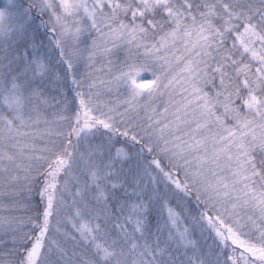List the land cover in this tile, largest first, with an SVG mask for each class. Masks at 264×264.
<instances>
[{"label":"snow or ice","instance_id":"obj_1","mask_svg":"<svg viewBox=\"0 0 264 264\" xmlns=\"http://www.w3.org/2000/svg\"><path fill=\"white\" fill-rule=\"evenodd\" d=\"M0 264H264V0H0Z\"/></svg>","mask_w":264,"mask_h":264}]
</instances>
